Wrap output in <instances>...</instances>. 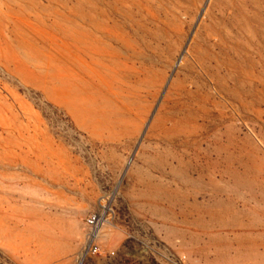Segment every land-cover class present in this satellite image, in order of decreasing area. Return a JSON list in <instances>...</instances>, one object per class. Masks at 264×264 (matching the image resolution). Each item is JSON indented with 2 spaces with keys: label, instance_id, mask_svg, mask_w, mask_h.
<instances>
[{
  "label": "rangeland",
  "instance_id": "obj_1",
  "mask_svg": "<svg viewBox=\"0 0 264 264\" xmlns=\"http://www.w3.org/2000/svg\"><path fill=\"white\" fill-rule=\"evenodd\" d=\"M179 256L264 264V0H0V264Z\"/></svg>",
  "mask_w": 264,
  "mask_h": 264
},
{
  "label": "built area",
  "instance_id": "obj_2",
  "mask_svg": "<svg viewBox=\"0 0 264 264\" xmlns=\"http://www.w3.org/2000/svg\"><path fill=\"white\" fill-rule=\"evenodd\" d=\"M112 196L113 194L102 195L98 207L93 209L85 219L88 232L81 254V261L86 257L98 256L102 253L101 237L103 228L111 223V219L116 214L112 205ZM176 261V264H189L186 256H179Z\"/></svg>",
  "mask_w": 264,
  "mask_h": 264
}]
</instances>
